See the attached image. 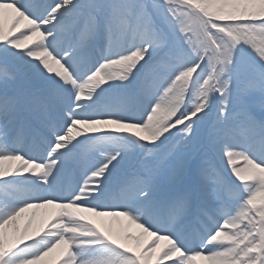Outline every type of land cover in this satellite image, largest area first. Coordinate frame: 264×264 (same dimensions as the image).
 <instances>
[{"label": "snow or ice", "instance_id": "snow-or-ice-1", "mask_svg": "<svg viewBox=\"0 0 264 264\" xmlns=\"http://www.w3.org/2000/svg\"><path fill=\"white\" fill-rule=\"evenodd\" d=\"M40 208L47 229L10 242ZM62 246L59 264H264V0H0V264Z\"/></svg>", "mask_w": 264, "mask_h": 264}, {"label": "bare ground", "instance_id": "bare-ground-1", "mask_svg": "<svg viewBox=\"0 0 264 264\" xmlns=\"http://www.w3.org/2000/svg\"><path fill=\"white\" fill-rule=\"evenodd\" d=\"M10 22L11 21L9 19L8 23L10 24ZM21 30H23V25L18 28L16 34H19ZM26 44L31 45L32 41H27ZM18 164V161L5 162V167L14 170ZM25 174L27 175L28 173L26 172ZM56 211L58 210L52 208L29 209L21 217L18 218L14 225L9 226V228L6 230L8 233L9 241L11 242L12 240L18 238L24 232V229L29 226V224L30 227H28V236L34 235L37 231L42 232L43 230H46L48 224L52 221L53 214ZM81 214L86 216L88 219H91L102 230L111 229L114 235L119 233L121 230H126L133 235L139 234V230L136 229L134 225H130L129 221H127L123 217H93L88 213ZM62 248L63 246L61 247V249H57L56 251L51 253L49 257H46L42 264H59V261L62 258Z\"/></svg>", "mask_w": 264, "mask_h": 264}]
</instances>
